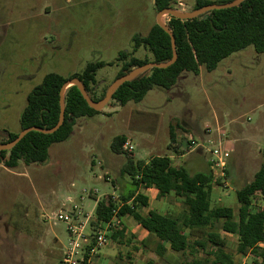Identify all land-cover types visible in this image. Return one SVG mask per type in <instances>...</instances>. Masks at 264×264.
I'll return each instance as SVG.
<instances>
[{"label":"rangeland","instance_id":"1","mask_svg":"<svg viewBox=\"0 0 264 264\" xmlns=\"http://www.w3.org/2000/svg\"><path fill=\"white\" fill-rule=\"evenodd\" d=\"M195 3L175 0L173 10L188 13ZM156 14L153 0H0V131L20 132L26 97L46 74L68 77L81 73L89 62L111 64L96 73V95L106 91L121 68L118 54L132 53V37L146 36ZM168 20V15L160 17L164 25ZM133 56L151 59L142 47ZM214 115L221 119L220 131ZM173 116L207 127L213 143L228 152L224 176L213 172L211 206H229L236 215L235 192L252 180L264 162V55L252 46L223 59L211 72L201 67L197 75L181 73L171 88H154L139 103L121 106L110 100L99 114L78 118L68 139L50 146L43 164L19 162L14 169L1 164L0 264H64L69 234L67 225L54 215H70L75 224L85 225L84 233L92 239L94 199L130 188L128 176L121 173L127 158L148 160L172 155V150L179 156L190 148L171 142ZM116 136L126 137L133 151L123 148V154H113L110 145ZM211 147L204 146L208 159ZM253 207L264 208L260 195ZM118 227L113 226L111 233ZM209 231L218 229L187 230L189 243ZM220 234L225 252L234 264H241L244 255L236 252L237 236ZM134 238L124 234L113 241L108 236L106 246L119 254L123 250L124 260L126 252L139 248ZM260 246L264 249V242ZM168 256L176 264H186L195 256L207 258L200 248ZM123 260L116 256L112 264ZM245 263L254 264L249 256Z\"/></svg>","mask_w":264,"mask_h":264},{"label":"trees","instance_id":"2","mask_svg":"<svg viewBox=\"0 0 264 264\" xmlns=\"http://www.w3.org/2000/svg\"><path fill=\"white\" fill-rule=\"evenodd\" d=\"M229 1L196 0L193 9ZM173 3L175 0H153L156 12L166 8L173 10ZM166 26L174 38L177 54L175 62L165 69H151L124 83L114 91L111 100L121 106L128 102L139 103L154 88H171L181 73L191 72L197 75L200 67L211 72L223 59L248 46H252L257 54L264 55V0H244L238 7L213 10L192 20H179L169 16ZM132 43L131 54H118L122 64L114 79L135 67L149 62L168 63L172 58L170 37L156 23L150 27L146 36L134 35ZM140 47L148 51L151 59L133 56ZM106 65L111 64L89 62L81 73L68 77L56 73L46 74L26 97V105L19 119L20 131L29 127L48 130L57 124L60 90L71 79L76 78L82 83L91 102H100L105 89L96 95V73ZM63 105L64 120L57 131L52 134L27 133L10 150H0V165L14 169L19 162L25 165L45 163L50 146L66 141L78 118L100 113L86 104L73 85L65 90ZM17 135L0 131V145L8 144ZM170 139L173 142L172 129ZM127 142L126 137L116 136L111 142L110 151L116 155L123 154V146ZM121 173L128 176L130 188L127 192H120L116 200L108 195L97 201L91 222L94 231L97 232L107 223L124 230L120 224L121 219L131 217L155 239V253L161 260L166 259L168 250L182 254L200 248L207 258L195 256L186 264H234L233 257L224 250L226 242L220 234L223 232L237 236V254L248 255L254 264L264 262V249L259 246L264 242V208L253 207V200L258 195L264 201V162L252 180L235 192L239 205L236 215L229 206H211V187L214 182L211 170L191 175L182 166H173L169 157L154 156L148 161L127 158ZM148 188L156 189L159 196L173 194L177 198H183L184 211L178 216L161 215L153 211H148L146 215L140 214L139 209L147 207L148 203L147 197L139 190ZM214 228L218 231H209L203 239L189 243L187 230ZM94 235L95 232L92 236ZM108 236L111 239L123 237L124 231L115 230ZM207 246L209 250L206 251Z\"/></svg>","mask_w":264,"mask_h":264},{"label":"crops","instance_id":"3","mask_svg":"<svg viewBox=\"0 0 264 264\" xmlns=\"http://www.w3.org/2000/svg\"><path fill=\"white\" fill-rule=\"evenodd\" d=\"M200 72H201V67L199 68L198 74H200ZM224 114L226 118L229 117L227 113H224ZM213 118L215 121L216 130L220 131L221 119L217 115H214ZM171 120L174 121V127L171 128L172 134L174 137L173 143L174 145L178 147H180L183 144L187 145L186 138L184 136L189 135L193 139L201 138L203 140L207 139L208 137L206 133L207 127L202 128L198 124H194L189 119L188 120L181 119V121H178V117H175V116H173ZM183 132H186V133H183ZM230 143L231 142H227L226 145L231 146ZM181 147L185 148L186 146H181ZM178 153L179 152H177V154ZM167 157H169L171 160L176 158L177 162L176 163L172 162V165L176 167L182 166L191 175L195 173H205L207 171H210L209 159L205 156L204 148L202 147L189 148L186 150L185 153L179 156L176 155V150H172V155H169ZM135 160H143V159L135 158ZM148 160H144V161H148ZM199 168H202L204 172H198L197 170ZM212 188L213 187H211V192H212ZM139 192L147 197V203H148L147 207L139 209V213L142 215H146L148 211H153L161 215L178 216L184 211L181 208L183 198H177L173 194L159 196L158 191L154 188H148L144 190L141 189L139 190ZM214 194L215 196L217 195L218 197V194H216V192ZM117 195L118 193L111 194L110 196L114 198ZM218 198L217 200L220 199ZM94 200H95V204H94V209H95L96 203L99 199L95 198ZM94 209H93V212H94ZM93 212L91 215L92 217H93ZM120 224H121V227L124 228V230L123 229L121 230L119 227L117 230L122 231V232L124 231L125 235H129L131 237L134 236L135 237L134 239L138 241V246L136 247H139V248L133 252L131 251L132 253L126 252L127 256L126 258L124 257V260H123V256H122L123 250L121 251L122 254H119L120 251H118L117 249H114L113 246L111 245L110 247L104 246L100 248L99 251L96 253L94 258L92 259L91 264H112L113 261L116 259V256L119 258L122 257L123 264H147L145 262H150L151 264H176L174 261H170V258L168 255L171 252L169 250L166 253L165 260H161L159 258V256L155 253V246H156L155 239L149 236L147 232L143 228H141L131 217L122 218L120 221ZM117 238L112 239V240L116 241ZM151 240L153 243H151ZM166 248L168 249V246ZM125 259H128V260L125 261Z\"/></svg>","mask_w":264,"mask_h":264},{"label":"water","instance_id":"4","mask_svg":"<svg viewBox=\"0 0 264 264\" xmlns=\"http://www.w3.org/2000/svg\"><path fill=\"white\" fill-rule=\"evenodd\" d=\"M244 0H230L229 2L226 3H219V4H209L206 6H203L201 8H197V9H193L192 11L188 12V13H184V14H178L176 13L174 10L171 9H163L159 12H157L156 14V24L161 27L170 37L171 40V51H172V58L170 60V62L168 63H156V62H149L147 64H144L142 66L139 67H135L133 68L130 72L124 74L121 77L116 78L106 89L105 94L103 99L98 102V103H93L91 102V100L89 99V97L87 96L85 89L82 85V83L74 78L71 79L69 81H66L61 90H60V112H59V118H58V122L57 124L51 128V129H42V128H38V127H29L26 129L21 130L17 137L9 142L8 144L5 145H0V150H10L11 148H13L27 133L29 132H38V133H42V134H52L55 131L58 130V128L62 125L63 120H64V105H63V95L65 93V90L67 88H69L70 86H75L79 93L81 94L82 98L85 100L86 104L93 110L95 111H100L102 108L105 107V105L111 100L112 94L114 93V91L116 89H118L121 85H123L126 82H130L132 80H134L135 78H137L138 76H140L141 74L151 70V69H165L167 68L170 64L174 63L177 57L176 54V48H175V42H174V38L173 35L171 33V31L169 30V28L162 24L160 21V17L162 15H168L170 17L179 19V20H192L196 17H198L201 14L213 11V10H223V9H230V8H234V7H238Z\"/></svg>","mask_w":264,"mask_h":264},{"label":"built area","instance_id":"5","mask_svg":"<svg viewBox=\"0 0 264 264\" xmlns=\"http://www.w3.org/2000/svg\"><path fill=\"white\" fill-rule=\"evenodd\" d=\"M206 133L208 135L207 139H204L201 142L197 140L195 141L189 135L186 136L187 145L189 144L190 148H204L205 144L212 145V147L208 149V153L210 154V170L212 171V173L217 172L223 177L226 168V159L228 158V152L224 151L221 145H215L213 143L214 140L209 137L211 133L210 130L207 129ZM123 148L129 153L133 151V146L128 143H126ZM54 219L62 221L67 225L66 229L69 234V242L68 251L65 252V256L63 259L64 264H91L92 259L99 251V249L106 246L108 234L111 233L113 227L111 223H107L103 228L95 233L92 239H89V237H87L84 233L85 225L75 224L73 218L70 215L56 213L54 215ZM260 245L261 243L259 244V246ZM247 258L248 255H244L241 264H246L245 260Z\"/></svg>","mask_w":264,"mask_h":264}]
</instances>
